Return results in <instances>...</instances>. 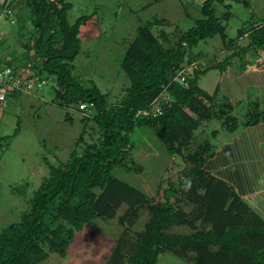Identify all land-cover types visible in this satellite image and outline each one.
<instances>
[{
    "label": "trees",
    "instance_id": "16d2710c",
    "mask_svg": "<svg viewBox=\"0 0 264 264\" xmlns=\"http://www.w3.org/2000/svg\"><path fill=\"white\" fill-rule=\"evenodd\" d=\"M226 1L204 0L200 9L203 17L187 31L177 27L173 35L155 32V24L161 23L157 19L140 26L121 62L130 84L116 103H111L95 82L86 85L74 74L82 50L81 27L91 15L72 24V4L67 0H26L12 23L10 13L4 12L7 0L3 1L0 20L7 16L16 30L30 23L29 38L34 42L23 43V55L13 59L0 56V72H12L5 83L0 82V89H7L0 103L24 93L14 82L21 78L19 70L26 68L30 72L26 82L39 79L43 86L50 79L56 80L53 103L67 109L65 121L71 124L78 118L75 115H82V131L66 160L59 159L57 164L47 160L49 172L32 190L29 207L20 219L0 227V264H42L54 254L65 259L76 235L99 217L117 219L124 228L107 264H157L163 254L187 264H264V220L233 187L204 168L216 152L217 145L211 139L217 138L220 130H213L197 150L187 153L198 131L211 120L219 121L230 135L264 121L260 101L248 104L242 120L234 113L243 103L235 105L221 97L219 87L211 93L200 86L201 78L211 71L224 73L237 65L245 71L244 57L264 51V19L239 31L236 39L228 38L224 22L231 14L219 16L216 9ZM230 1L251 7L248 0ZM226 7L230 10L231 4ZM33 33H38L37 37ZM246 35L250 43L241 47L238 42ZM218 36L224 48H232L234 53L222 61L213 57L214 64L208 66V54L195 52V48ZM166 87L173 102L162 101L161 114H141L142 110L152 111V104L162 99ZM220 97L217 111L215 102ZM144 128L154 130L169 155L184 156L192 164L177 184L168 181L169 189L159 201L114 174L117 169L143 172L142 167H132L136 157L132 137ZM20 131L21 124L12 135L0 136V146H10ZM28 188L27 184L13 190L26 194ZM185 205L193 207L191 212L185 211ZM124 206L125 212L119 214ZM146 210L149 218L138 230L136 225ZM182 226L192 233L170 232Z\"/></svg>",
    "mask_w": 264,
    "mask_h": 264
},
{
    "label": "rangeland",
    "instance_id": "374dc122",
    "mask_svg": "<svg viewBox=\"0 0 264 264\" xmlns=\"http://www.w3.org/2000/svg\"><path fill=\"white\" fill-rule=\"evenodd\" d=\"M3 1L6 0H0V7ZM203 1L67 0L72 4V9L69 11V21L72 24L81 16L91 15V19L81 27L79 37L82 41V50L75 61L74 74L86 85H90L91 81L95 82L102 92L109 95L111 103L118 102L130 84L121 69V62L129 45L137 38L139 27L147 22L155 23L157 19L161 23L155 24L153 28L155 32L165 31L168 35H173L177 27L187 31L194 25L195 20L203 17L200 12ZM248 1L251 3L250 8H247L244 2L230 0L226 1V4L217 5L219 16L226 12L231 14L230 20L224 22L229 39H236L239 31L249 29L251 24L264 19V0ZM25 4L26 0H9V8L6 12L13 14L10 16L11 22L17 21V16L23 11ZM227 4H231L230 10L226 7ZM15 30L16 27L9 24L7 16H3L0 20V56L13 59L25 52L23 43L31 40L29 38L31 25L29 23L23 30L21 28ZM33 34L35 37L38 35V33ZM31 41L33 43L34 38ZM249 43L250 39L246 35L239 40L238 45L246 47ZM196 51L208 54L210 58L205 61L208 66L214 64L213 57L222 61L234 53L232 48L231 50L224 48L219 36L202 41L195 48ZM254 54L252 52L245 56L244 61L249 63L257 57ZM263 60L264 51L258 61ZM19 71L21 78L16 79L14 84H26V87L22 86V90L25 89L24 93L11 95L6 102L0 103V136L12 135L21 124V131L11 141L10 146H0V227L20 219L22 212L29 207L32 190L39 186L42 178L49 172L47 160L52 164H57L59 159L66 160L82 131V123L79 120L82 115H75L78 118L71 124L65 121L67 109L53 103L56 80L50 79L41 86L38 83L39 79L26 82L30 76L26 68L22 67ZM217 75L216 71L209 72L201 78L200 86L204 90L214 92L218 87ZM220 96L222 97L221 92ZM221 97L215 102L217 111L219 104L222 103ZM254 101L243 103L235 111L234 116L243 120L248 112V104ZM262 106L264 109V104ZM202 128L204 130L198 131L196 142L190 145L187 153L197 150L202 142L210 138L211 132L215 129L220 130V133L217 138L211 139L213 143L217 144L222 135L226 134L219 121L211 120ZM132 139L136 143L133 151L136 155L135 164L132 167L133 169L142 167L143 172L117 169L114 174L159 201L163 191L169 189L168 181L177 184L183 179L185 169L192 164L184 156L169 155L166 146L151 128L136 130ZM27 184L28 193L14 192L15 187ZM192 208L185 205L187 213L191 212ZM125 210L126 206L122 207L119 214H123ZM148 218V211H143L136 228L141 230ZM123 232L124 228L117 219L108 220L99 217L76 235L65 259L54 254L42 264H107ZM170 232L190 234L192 230L182 226L173 227ZM157 264L187 263L171 254H163Z\"/></svg>",
    "mask_w": 264,
    "mask_h": 264
},
{
    "label": "crops",
    "instance_id": "0c3cea01",
    "mask_svg": "<svg viewBox=\"0 0 264 264\" xmlns=\"http://www.w3.org/2000/svg\"><path fill=\"white\" fill-rule=\"evenodd\" d=\"M259 57L246 62L243 72L238 65L224 73L216 71V86L222 96L235 105L260 101L262 109L264 60L258 61ZM222 138L216 144L214 156L206 161L205 170L233 187L264 220V121L241 128L235 134H223Z\"/></svg>",
    "mask_w": 264,
    "mask_h": 264
},
{
    "label": "built area",
    "instance_id": "2783aa9c",
    "mask_svg": "<svg viewBox=\"0 0 264 264\" xmlns=\"http://www.w3.org/2000/svg\"><path fill=\"white\" fill-rule=\"evenodd\" d=\"M4 6H5L4 12L5 13H8V12H6V10H7V8H9V0H7V4L4 5ZM9 12H10V10H9ZM10 15H12V13H10ZM12 22L14 23L15 21L12 20ZM11 73L12 72H11L10 69L5 70L4 72H0V82L5 83L4 80H6V78H8ZM181 74H182V72H180L179 75H181ZM183 80H185V78H182V81ZM39 85H40V83H39ZM18 86L21 87V89H22V86H25V84L22 83V85H18ZM28 88L30 89V86ZM6 90L7 89L5 87H3L2 89H0V101H3L5 99L6 92H7ZM24 91H25V89H24ZM167 91H168V87H166L165 90L163 91L162 96H161L162 99H159V100H157L156 102H154L152 104V111H149V110H144L143 111L142 110L140 113L143 114V115H145V116H152V115H155V114H161L162 113V109L160 108L161 102L162 101H164V102L166 101L168 103H172L173 102L172 96H170ZM85 108H86L85 106H81V109H85Z\"/></svg>",
    "mask_w": 264,
    "mask_h": 264
}]
</instances>
